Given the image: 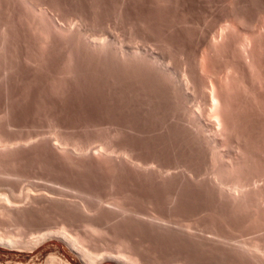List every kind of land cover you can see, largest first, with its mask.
<instances>
[{
    "label": "rangeland",
    "instance_id": "obj_1",
    "mask_svg": "<svg viewBox=\"0 0 264 264\" xmlns=\"http://www.w3.org/2000/svg\"><path fill=\"white\" fill-rule=\"evenodd\" d=\"M67 1L73 13L85 14L84 16L89 19L96 18L99 24L102 23L112 29L114 27V32H119L117 34L119 38L123 35L121 39H124L126 45L130 44L129 46L133 42L128 41L131 28L136 24L137 28L138 23L142 22L139 23L141 27H138L142 31L149 25L147 26L149 29H145L148 31L146 37L143 35L145 31L141 33L137 31L138 28L136 29L137 35L142 34V37L138 36L144 44L140 43L139 39L138 45L135 46L142 44L146 47L145 43L149 40L148 45L152 43V49L157 48L156 50H163L165 55H171L170 65L179 73L183 69V59L178 53L185 49L183 55L187 54L182 55L183 58H186V55L188 58L193 57L195 52L192 51H199L207 39L214 36H211L210 32L214 34L216 31L215 35L218 34L221 25L225 24L230 15L237 12L242 14L245 11L243 14L250 20L255 21L257 17L258 19L261 17L260 25L264 24V0H158L162 7L160 3L155 5L153 0H128V13L125 19L123 18L124 21H119L115 14L122 0ZM163 1L165 6L162 4ZM142 25L144 28L141 30ZM262 27L264 28V25ZM20 29L24 32L23 27ZM127 31L129 35L126 34ZM198 33L202 34L200 38L203 36L201 44L196 40V37L199 38ZM234 35L230 38L233 39ZM231 39L227 45H230ZM235 39L237 40L236 37ZM233 42L235 41H232L231 45ZM198 44L201 47H198ZM148 45L147 49L151 46ZM142 46L139 48L142 49ZM84 69L85 67L77 71L76 75H72L70 82H74L75 85L71 83L72 88L66 94V99L63 98L65 101L58 102L61 110L64 107L66 111L68 110L66 112L63 109L59 115V118L63 116L62 122L66 118L65 123L69 127H63L66 140H70L67 141L70 143L67 145L66 154L43 144L30 147L29 142L33 139L28 143L18 140L28 134L47 135V131H51L46 114L34 112L30 100L25 99L26 104L23 103V99H18L21 102L16 100L14 103L20 108H16L15 114L20 110L21 114L13 116V112L12 117H5L6 122L10 121L7 131L12 140H15L14 144H10L11 147L8 148L10 150H5L7 153L0 152V155L4 156L0 161V171H4L0 174V235L12 238L17 243L14 246L0 243V264H244V260L241 261L233 250L214 240L211 241V232L213 230L227 234L241 232L245 234L243 239H255L260 235L252 233L257 227V222L253 223L246 217L245 212L242 211L244 215L241 213V216L240 211H235L231 204L229 206L228 198L224 194L221 195L215 184L210 182L209 175L204 173L205 169L211 167L209 157L206 159V152L203 149L198 152L200 146L196 148V145L189 141V136H187L189 140L185 139L187 134L183 133L184 129L177 123L175 125L172 121L169 122L170 104L162 84L154 82L153 85V80L151 82L145 79L146 77H141L140 80V77L135 79L129 75L127 78L126 75L125 78L124 75L116 76L119 77L117 80L114 78L115 74L112 73V77L111 72H107L106 69L104 71L107 74L102 73L104 68H101L100 73L99 69L97 73L93 70L91 72L90 69L86 72ZM155 84L162 87L158 88ZM145 88H148L149 92ZM4 95L5 91L0 87V114L6 109L5 104H8ZM28 104L32 107L30 108ZM24 106L27 110H32L26 112ZM255 110L257 109L253 108L252 112L247 110L243 114L248 112L246 115H254L261 112ZM31 112L35 116H32ZM65 123L63 122L64 126H67ZM181 133L186 135L183 136ZM52 135L48 133L47 137ZM73 144L83 148L82 152L71 151L78 146ZM98 148L105 150V155L98 152ZM124 150L127 154L130 153L129 160L123 154ZM117 153H120V156ZM131 155L134 159H130ZM167 167H170V170L166 172ZM188 168L190 171H187ZM191 171L192 175H188ZM193 172L195 175L197 173L196 177L193 176ZM180 222L183 225L189 224L191 230L182 227Z\"/></svg>",
    "mask_w": 264,
    "mask_h": 264
},
{
    "label": "bare ground",
    "instance_id": "obj_2",
    "mask_svg": "<svg viewBox=\"0 0 264 264\" xmlns=\"http://www.w3.org/2000/svg\"><path fill=\"white\" fill-rule=\"evenodd\" d=\"M153 1L155 2V5H159L160 3V6L162 7L161 2H159L158 0H153ZM163 3L164 1L162 2V4ZM69 4L70 3H68L67 0H0V87L3 89V91H5L6 95L4 96H6V99L8 100V102L5 101L8 104H5L7 107L3 112L4 114L3 113H2L3 115L0 114V152L1 151L5 152V150H8V148L11 147L10 144L12 143L14 144V140H15L14 138H13L14 140H12V138L10 137L11 135H9L7 131V128L10 126V123H9L10 121L7 120L6 122L5 117L6 118H9V116L12 117L13 112H14L13 116L18 113L21 114L22 111L20 109H19L20 111L15 114V111H17L16 108L17 107L20 108V106H17V104L15 105L14 102H17L16 100L18 99L19 100L23 99L24 100L23 103H25L26 102L25 99H27L32 102L31 104L34 107V112L35 111L44 112L46 114L49 120L48 121L50 124L49 126L51 127L50 128L51 131L50 132L47 131V132L53 135L52 137L50 136L47 137L48 133H46L47 135H45L42 132H41L42 134L35 133L36 135H30V134L26 135L25 134L26 136H24V138L18 139V140L24 143H28L29 141L33 139L34 140V141L32 140L33 142L32 141L29 142L31 145V146L29 145L30 147H33L34 145H38V144L40 145L43 144V145H46V147L49 146L56 150H60L64 152L65 154L67 153V145H69L68 143L70 142H67L69 139L66 140L67 138L63 131L64 129L63 127H66V128H69V127L65 123L66 118L64 119L63 122L67 126H64L62 122L63 118L61 120V117L63 116L59 118V115L62 113L63 109L65 110V107L61 110V108H59L58 106V102L60 100H64L63 98H65V96L67 97L66 94H68V92L72 88L71 86L72 82H70L73 78L72 75L73 76L76 75V72L79 71L80 69L82 70L83 67H85L86 72L88 71L87 69H90V71L93 70L95 71V73L98 72V69H99V73L102 70H103L102 73H104L106 72L104 71L106 69L107 72H111V74L112 73L115 74L114 78L116 76H123V75H124V78H125V75L127 78V76L129 75L130 77L131 76H133V78L135 77V79L136 77L137 78L140 77V80H141V77H146L145 79H148L151 82L153 80L152 82L153 85H154V82L155 83L158 82L157 84H162L163 87L161 85L160 86L165 90L164 92H167V95H168L167 100L170 104L169 122L171 123L172 121L173 124L175 123L176 125L177 123L178 125H180L181 129H184L183 133L187 134V135L186 134L183 135L181 133L183 136L186 135L185 139L189 140L187 139V136H189L188 137L190 138L189 141H192L194 143L193 145H196V148L198 146L202 147L201 150H199L200 147H198L197 149L198 152L202 151L203 149L204 152H206L205 154L206 159L207 157H209V162H210L211 167L209 169L206 167L207 169H205L206 171L204 170L205 171L204 173L209 175L208 177H210V180H211L210 182L215 184V186L219 189L221 195L224 194L225 197L228 198L229 203L227 204H229V206L231 204V206H233V209L235 211L237 212L240 211V215L243 211L245 212L246 217L250 221L257 222L256 223L257 227H255L256 230L254 229L252 233H257V234L259 233L260 235L259 237L255 239H243L244 238L243 236L245 234L243 235L241 234V232L240 234H238L237 232L236 234H230V233L227 234V233L217 232V230L216 232H214L213 230V232H211L212 234L210 238L211 241L214 240L215 242L221 244L222 246H226V248L227 247L230 248L231 251L233 250L235 255L241 258V261L242 259L244 260V264L246 263L247 264H264V28L262 27L264 24L262 25L261 23L262 26L260 25L259 20H261V17L259 19L257 17V20L251 18L255 20V21H252L248 18V16L243 14L245 11L242 14L241 13L239 14V12L237 11H236L237 13H234V14L231 13L232 15H230V17L226 20L225 24H222L221 28L219 27L220 32L217 31V33L218 32L219 33L216 35H215L216 33L215 30H213L215 31L214 34L210 32L211 36L213 35L214 36L207 39V42L202 47L199 44L202 43L201 38L203 36H201L200 38V35L202 34L198 33L199 38L196 37V40L200 41L197 43H199L198 47L200 46L201 48L197 52L195 50L192 51V53L195 52L193 54V57H191L193 59L188 58L189 56L187 57V55H186L187 59L185 57L183 58V56L187 54V53H184L183 55V52L185 51V49L183 48H182L183 52L178 53L183 59L182 60L183 69L182 71L180 70V73H179V72H176L178 70L175 71V68L173 69V67L170 65L171 55L167 56L164 54L165 52H163V50L162 51L156 50L157 48L152 49V45H151L152 43L149 44L151 45L150 46L151 49L150 48L147 49L149 40L147 42L145 41L146 42L145 45L147 44L146 47L142 46L144 42H142L141 41L142 39L139 38L138 36V35H141L142 37V34L137 35V33L138 32L142 33V31H145L143 35H145L146 37L147 35L146 32H148L146 30L149 29L148 28L149 25L145 26V24L143 23L145 26V29L146 28L147 29L146 30L143 29L144 26L142 25L141 30L142 29L143 30L140 31L138 27L139 26L141 27L139 23L142 24V22L138 23L137 21L139 25L137 26L138 29L135 28L137 24L135 25L130 22L132 25H135V27L131 28V35L128 34L129 30L127 31L126 34L129 35L128 41H130V43L133 41L132 44L135 42L137 43H135L134 46H132V44L131 46H129L130 44L126 45V42L125 41L123 42L124 39L123 40L121 39L123 35H121V38H119L120 36L117 35L119 32L117 33L114 32L113 30L114 27L112 29L111 27L109 28L107 25L106 26H104V24L102 25V23L99 24L98 22H96L95 20L96 18L89 19L88 17L84 16L85 14L80 15V14L73 13L71 11L73 9L70 8L71 5L69 7ZM128 5H129L128 0H122L121 3L117 6L115 10V14L119 21L120 20L124 21L123 18L128 13V7H129ZM94 6H97V5H94ZM230 10L232 11V9ZM68 11L69 13H67ZM249 13H251V11ZM155 15H154V19L156 18ZM20 27L24 28V32L23 31L21 32L22 29H20ZM136 29L138 32H136ZM20 32L22 34L24 33V35H22ZM206 32L204 34H206ZM208 34L209 32L207 33V35ZM231 35L232 36L234 35L237 38V40L235 39V37L234 38L232 37L235 40L231 39L230 38ZM228 38L235 42H233V44L231 45L232 43L231 41L230 45H227V42L228 44L230 42ZM157 39H159V37ZM138 40L140 43L142 42V44H139L140 47L142 46V49H140L139 46L137 47L135 46L136 44L138 45ZM195 48H197V46ZM179 49H180L179 51L181 52V48ZM188 59L189 60L191 59V60L189 61ZM101 68H104V69L101 70ZM99 76L101 75L99 74ZM99 76H97V78ZM112 77H113V74H112ZM93 79L95 80V78ZM115 79L118 80L119 77H116ZM88 80L90 81V79ZM106 81L109 82L108 80ZM126 82H128L129 84L128 80ZM106 83H102V84L106 85ZM119 83L120 81L117 83V85ZM99 84H101V81ZM142 84L144 86V83ZM115 85H116V82H115ZM89 86L91 87V85ZM156 87H158V85ZM117 92H120V91H117ZM123 93H126V92L123 91ZM155 99L157 98L155 97ZM60 103L62 102L60 101ZM21 105H24V104H21ZM28 105L30 107V104ZM253 108L260 110L261 112L259 114L254 113V115L256 116L251 115V114L246 115L248 112H245V114H243L244 111L248 110L250 112L251 110H253ZM30 110L26 109V112L27 111L29 112ZM31 113L33 114V112ZM31 113L30 114L28 113V115H31ZM44 113H41L42 116L44 115ZM32 116H35V115L33 114ZM183 139L184 138H182V140ZM68 149H69V146H68ZM81 149L83 150V148H81L78 145L72 148L71 151L77 152V151H80ZM110 149H111V146H110ZM99 151L101 153L103 152L105 155V150L102 151V148H101L98 150V152ZM126 152L127 151H125L123 154L129 160L128 154L130 155V153L127 154ZM5 153H7V151ZM203 154L204 153L202 152V155ZM2 156L3 155H0V161L4 159V156L3 157ZM110 156L111 155H109V157ZM131 157L132 155L130 156V159H134ZM189 169L190 168H188L187 171ZM159 170L161 172V168ZM167 170L169 171L170 167L169 168L167 167L166 172ZM3 172L0 171V174ZM169 173L170 172H168V174ZM191 173L192 171L188 173V175ZM154 174H157V173H154ZM162 174H164V172ZM193 174H194L193 176L196 177L197 173L195 175V173L193 172ZM237 214L239 215V213ZM161 220L164 221V219H161ZM188 225L189 224L185 225L184 223V225L182 224L181 226L191 230L190 229L191 227ZM183 230L184 229H182V231ZM40 238L42 239V237ZM207 239H209V237ZM0 243L10 244V245L13 244L12 246H14V244L17 242L13 240L12 238L8 239L0 235Z\"/></svg>",
    "mask_w": 264,
    "mask_h": 264
}]
</instances>
